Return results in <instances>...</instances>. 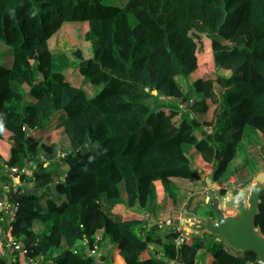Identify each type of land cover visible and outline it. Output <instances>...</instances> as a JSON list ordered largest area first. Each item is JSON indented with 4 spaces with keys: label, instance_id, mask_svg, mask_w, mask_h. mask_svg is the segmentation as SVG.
<instances>
[{
    "label": "trees",
    "instance_id": "trees-1",
    "mask_svg": "<svg viewBox=\"0 0 264 264\" xmlns=\"http://www.w3.org/2000/svg\"><path fill=\"white\" fill-rule=\"evenodd\" d=\"M68 24L87 25L90 54L51 52L50 41ZM36 48L47 57L43 66L32 65ZM5 51L12 60L0 65V142L9 155L0 151V200L15 182L4 166L26 183L19 193L32 186L13 221L26 253L15 252L10 264H99L87 253L98 233L125 264H204L208 254L207 264L257 262L254 252L212 234L178 247L175 230L145 233L142 220L123 219L114 207L155 211L159 186L174 194V178L201 177L197 156L214 163L219 181L247 134L264 135V0H0V58ZM197 70L203 77L184 93L178 78ZM86 84L103 88L91 95ZM197 113L208 119L200 122ZM170 114H180L173 127ZM53 127L68 144L61 174L39 160L57 151ZM31 163L37 166L28 176ZM255 223L264 234V187Z\"/></svg>",
    "mask_w": 264,
    "mask_h": 264
},
{
    "label": "crops",
    "instance_id": "crops-1",
    "mask_svg": "<svg viewBox=\"0 0 264 264\" xmlns=\"http://www.w3.org/2000/svg\"><path fill=\"white\" fill-rule=\"evenodd\" d=\"M207 50V53L211 52L210 47H207ZM202 77L203 75L201 71L197 70L191 75L190 82ZM86 85L85 88L87 90H93V88L87 87ZM95 93L97 92H94L92 95ZM195 117L202 123L208 119V116L204 113L196 114ZM203 128L207 130L206 127L203 126ZM51 132L54 135L53 141L58 145L57 151L54 155L46 157L41 155L39 156V160L46 161L48 159V161L45 163V166H51L52 168L54 166V169H56L55 173L61 174L65 172V166L63 165L62 157H64L65 152L68 151V144L65 142L66 134L62 129L56 130L54 127L51 129ZM197 133L199 138H201L202 134L200 132ZM58 136L61 137V142L58 140ZM254 140L255 141L251 140V138H247L244 141V144L238 148L237 155L231 161L227 171L219 181H213L212 179V174L215 168L214 163L206 162L201 156H197L194 159L193 165L200 173L201 177L199 179L174 178L173 182L176 186L174 194L165 192L162 188V185L159 186L158 207L155 208V211L141 210L140 208L130 209L125 205V203H120L114 207V213L118 216H121L123 219L142 220V228L145 229V233H148L151 229H158V232L161 234L165 229L168 228L166 225L164 226L162 220H174L176 216L181 214L182 217H179V219H181L180 222L186 230L190 229L189 219L191 218L190 217L187 219V216H194L192 219H211L215 221V213L213 212L211 215L206 207L212 196L214 197L216 194L215 192L218 191V189H223L226 191L225 197H227V200H230V198L231 200L232 198L237 200L235 198L234 191L240 190L242 197L247 200V196L249 194L245 196L244 193H249L252 190V187L256 184L257 175L264 171V155L261 154L262 151L264 152L262 149L264 144V136L258 132ZM0 151L5 156L9 155L8 145L2 141L0 142ZM36 166V164L32 165L31 163V166L27 168V171L30 172L31 167L35 168ZM238 184L241 185L239 186L241 188H236L235 185ZM21 187L24 189L26 185L22 184ZM15 192L17 191L15 190ZM42 192L44 195H46V197H48L49 194L53 192L52 187L51 189L50 187L44 188ZM236 202L238 203V200ZM227 204L228 203L222 202L220 203L219 207L220 209L224 210L226 216H229L234 210L230 206L227 207ZM183 218H185V221ZM206 234H209V232L203 230L202 234H200L198 238L203 239ZM215 236L217 237V235ZM96 239L101 240L102 243H100L98 255L94 254L99 264H125L123 258L121 257L120 251L115 244H113L109 239H105L101 233L96 235ZM153 251L154 250L151 249L152 253L147 251L143 254V256L148 258L153 254ZM98 256H100V259H98ZM14 259V254L8 253L0 259V264H10ZM212 259V256L208 254L205 258L204 264L211 262ZM198 263L203 264L202 261H199ZM167 264L180 263L168 261Z\"/></svg>",
    "mask_w": 264,
    "mask_h": 264
},
{
    "label": "water",
    "instance_id": "water-1",
    "mask_svg": "<svg viewBox=\"0 0 264 264\" xmlns=\"http://www.w3.org/2000/svg\"><path fill=\"white\" fill-rule=\"evenodd\" d=\"M157 95V91H154ZM161 101L165 102L166 96L161 95ZM197 125L196 121H193ZM256 184L252 187L248 199H244L240 190H235V196L238 200L237 216L224 215V211L219 207V201L214 205L215 221L211 219L204 220L203 230L217 235L219 241H223L236 251L254 252L264 262V237L259 228L256 227V216L259 212L260 191L264 184V171L256 177ZM32 190L28 185L26 191L17 193L14 189L10 190L11 199L20 204L23 198ZM87 253L92 251L88 248Z\"/></svg>",
    "mask_w": 264,
    "mask_h": 264
},
{
    "label": "rangeland",
    "instance_id": "rangeland-1",
    "mask_svg": "<svg viewBox=\"0 0 264 264\" xmlns=\"http://www.w3.org/2000/svg\"><path fill=\"white\" fill-rule=\"evenodd\" d=\"M117 5L118 4H121L122 2H124L125 0H113ZM108 2V0H107ZM86 29H87V25L86 24H68L66 25L61 31L60 33L55 36L51 41H50V50L51 52L57 57V58H61L58 56V53L59 50H62V51H65L67 52L68 54H71L72 50L76 49L77 47L81 48L82 50H84V53L85 54H90L91 52V46H90V43L87 42L84 38V35H85V32H86ZM48 46V47H49ZM48 47L47 50H48ZM5 53L8 55V56H4L2 58H0V65H6V66H9L11 64V57H10V53L8 51H5ZM30 58H31V61H32V65L33 66H38L39 64L41 66L45 65V60H47V57L46 55H43L42 53V49H39V48H36L34 51H32L30 53ZM69 77L72 79V81H74L75 83L77 84H81V81H82V78H79L78 75H75V74H70ZM178 81H179V84H180V87L181 89L184 91V93L188 94L190 92V89L187 87V83L189 81H191L190 79L189 80H185L183 78H178ZM190 83V82H189ZM87 87H91L93 88L92 89H89L88 91L90 92V94L92 95L94 92H98L100 91L102 88H103V85H86ZM218 86L216 85L215 88L218 90L217 88ZM192 96V100L193 99H198V96L196 95H191ZM195 101V100H194ZM156 100L155 98H152V99H149L148 100V103H150L151 105L152 104H155ZM180 104L183 105V107H186V103L183 102V101H178ZM188 107V106H187ZM167 112H170V111H167ZM199 114V113H197ZM170 124L169 126L170 127H173V124L175 125V122L177 121V119L179 118V115L180 114H176V115H172L170 114ZM154 116V114H152L150 117H149V123L150 121L152 120V117ZM207 128V131L209 130L210 127H206ZM61 133V132H60ZM260 133V132H259ZM262 134V133H261ZM249 136V138H251V140L255 141V137H256V134L255 135H252V133H248L247 134ZM263 135V134H262ZM54 136V135H53ZM264 136V135H263ZM253 138V139H252ZM58 140L61 142L62 139L60 136H58ZM244 144V142L242 143V145ZM262 149L264 150V144L262 146ZM261 154L264 155V152L262 151ZM261 156V155H260ZM263 159V158H262ZM257 183V182H256ZM236 188H241L239 186L241 185H235ZM264 187V184L261 186V190L263 189ZM216 194L214 195V197L212 196V198L210 199L209 203L206 205L207 209L209 212H214V205L216 204V201H219V204L222 203V202H225V203H228L227 207H232L233 208V213L229 216H237L239 214L238 210H237V207H238V203L236 202L237 200H234L232 198H230V200H227L225 197L226 195H221V190L218 189V191L215 192ZM250 193H244L245 196H247V194H249L247 197L250 196ZM261 193V191H260ZM212 195V193H211ZM218 196V197H217ZM246 197V198H247ZM236 198V196H235ZM248 199V198H247ZM224 211V210H223ZM224 215L226 216V213L224 212ZM179 217H182V214L181 215H178L176 216V218L174 220H162L163 224L170 221L168 225L169 228L167 229H170V227H174V226H179L181 225V222L179 219ZM184 217V216H183ZM191 217V218H190ZM194 216H187V219H189V221L193 222L194 224L191 225L190 229L191 231L189 232L191 236L193 237H198L200 234H202L203 232V227H202V223L204 220H201L199 218H196V219H192ZM228 217V216H226ZM192 219V220H191ZM183 220L185 221V218H183ZM166 224H164L165 226ZM172 230V228H171ZM210 234V233H209ZM262 236L264 237V234L262 233ZM206 237V236H205ZM100 243H101V240H97L96 239V245L99 247L100 246ZM102 244V243H101ZM98 252L99 250L97 251L96 255H98ZM100 259V256H98ZM205 261V260H204Z\"/></svg>",
    "mask_w": 264,
    "mask_h": 264
},
{
    "label": "built area",
    "instance_id": "built-area-1",
    "mask_svg": "<svg viewBox=\"0 0 264 264\" xmlns=\"http://www.w3.org/2000/svg\"><path fill=\"white\" fill-rule=\"evenodd\" d=\"M187 106V105H186ZM181 109H185L186 107H183L182 104H180ZM186 110V109H185ZM181 114V112H180ZM4 172L11 178L14 179V188L6 187V193L4 194V197L0 200V259L4 257L6 254L11 253L14 254L15 252L19 253H26V250L23 248V246L17 242L13 235V221L16 217V212L18 209V204L14 202L10 197V190L14 189V191L18 190L17 186H21L20 183V176L18 175V170L16 168H10L8 166H4ZM23 173H25L28 176H32V171H27V169L23 170ZM24 184V183H23ZM26 184V183H25ZM20 191H17L19 193ZM170 221L164 223L166 226L168 225ZM194 223L190 221L189 228ZM166 227V228H167ZM169 228V227H168ZM175 230L178 233V236L174 239L176 245L178 247H181L184 243H192L194 237L190 235V231L184 229L183 225L170 227V229ZM99 250V247L95 245L94 251L92 253L96 254ZM159 256H162V254H159ZM15 261V259L13 260ZM27 264H54L53 260H47L44 258H41L40 260H34L32 258H28ZM199 264V263H197ZM251 264H264V262L258 258L257 262H252Z\"/></svg>",
    "mask_w": 264,
    "mask_h": 264
},
{
    "label": "clouds",
    "instance_id": "clouds-1",
    "mask_svg": "<svg viewBox=\"0 0 264 264\" xmlns=\"http://www.w3.org/2000/svg\"><path fill=\"white\" fill-rule=\"evenodd\" d=\"M187 107V106H186Z\"/></svg>",
    "mask_w": 264,
    "mask_h": 264
}]
</instances>
